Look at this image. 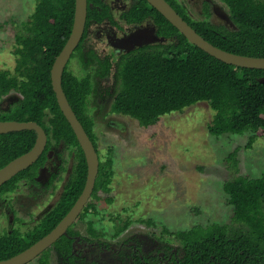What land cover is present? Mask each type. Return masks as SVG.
Segmentation results:
<instances>
[{"label": "trees", "instance_id": "1", "mask_svg": "<svg viewBox=\"0 0 264 264\" xmlns=\"http://www.w3.org/2000/svg\"><path fill=\"white\" fill-rule=\"evenodd\" d=\"M141 1V11L153 14L166 36L173 37V45L149 49L140 48L125 55L118 64V88L112 101V114L127 116L141 127L155 125L171 113L205 102L214 112L207 126L208 133L221 135H249L247 148L259 135H264V71L236 68L226 65L197 47L189 44L161 14ZM204 40L226 52L264 58V0H220L228 10L234 28L209 21L211 12L205 4L203 18L192 20L176 0H165ZM102 0H87V22L103 16ZM74 0H37L28 21L15 35L13 71L0 70V99L17 93V102L0 112V121L35 122L47 136L46 147L37 162L0 187V194L13 192L22 178L32 180L37 168L45 160L46 152L63 144L73 152L75 168L63 187L54 207L25 233L11 230L0 235V261L29 248L48 234L72 208L80 196L86 180L83 153L69 124L62 115L52 91L50 70L65 45L73 22ZM80 50V44L75 51ZM74 55V54H73ZM69 63V62H68ZM100 76L107 75L106 63L98 62ZM62 90L66 99L99 155L98 175L90 201L77 221L89 213H97L98 193L107 195L114 173L112 160H101L89 117L88 99L92 85L90 75L75 77L67 66L62 75ZM34 131L11 132L0 135V169L15 158L28 152L34 145ZM109 153V152H108ZM107 153V154H108ZM107 156V155H106ZM236 151L229 154L228 162L236 166ZM226 204L231 208L229 223L194 226L188 230L167 232L180 246L171 254L168 264H264V173L256 179L241 175L223 183ZM111 204V198H103ZM129 222L115 229L118 236ZM88 242H103L90 221ZM68 230L53 245L62 256L71 254V239L77 235ZM104 243V242H103ZM167 258L172 247L163 243ZM37 264H49V250L37 259ZM158 259L144 255L132 256L126 264H158Z\"/></svg>", "mask_w": 264, "mask_h": 264}, {"label": "rangeland", "instance_id": "2", "mask_svg": "<svg viewBox=\"0 0 264 264\" xmlns=\"http://www.w3.org/2000/svg\"><path fill=\"white\" fill-rule=\"evenodd\" d=\"M36 1L0 0V70L13 71L15 35L28 21ZM176 1L190 18L200 20L201 15L188 0ZM211 1L228 13L220 0ZM130 42L133 44L135 40ZM79 53V50L74 52L67 70L80 79L87 71L92 76L88 115L93 120L101 160L109 155L114 176L111 192L97 195L102 198L96 203L97 213H89L77 221L74 230L81 237L91 239L86 229L90 221L98 233H103L100 241L116 249L122 242L144 236L175 250L180 243L165 230L175 232L197 225L229 223L231 208L226 204L223 183L238 175L256 179L264 173V135H259L250 148L246 147L248 134L211 136L207 126L214 112L205 102L165 115L148 128L141 127L127 116L110 112L112 98L101 97L108 86L103 81L106 79L94 77L95 68L85 69ZM19 98L12 92L0 99V112ZM234 151L236 166L227 160ZM59 153L63 168L72 167L68 151L61 148ZM60 172L38 194L29 182H20L16 192L0 196V235L12 229L25 233L53 207L56 194L69 175V172ZM103 198H111L112 203L106 204ZM126 222L129 225L114 237L115 229ZM57 253L53 250L49 253V264H58ZM29 264H37V260Z\"/></svg>", "mask_w": 264, "mask_h": 264}, {"label": "flooded vegetation", "instance_id": "3", "mask_svg": "<svg viewBox=\"0 0 264 264\" xmlns=\"http://www.w3.org/2000/svg\"><path fill=\"white\" fill-rule=\"evenodd\" d=\"M102 1L104 7L106 8L103 16L91 18L89 19L88 22L87 20L85 22L84 31L81 40L79 42L80 44L79 59L85 69L90 68L91 70L95 68V70L93 71L94 77H97V79H106L103 81L108 83V86L106 89L102 91L101 97H107L108 99L112 98L110 102L112 104L119 83L118 79H116V73L118 69V64L122 60V58L125 55L130 54L132 51H135L136 49H140V48L155 49L166 45H173L174 39L173 37L166 36V33L160 29V26L158 24L159 20L153 14L149 13L148 11L143 12L139 9V7H141L140 0H102ZM188 4L193 5L195 11H197L198 14L201 15L200 19L204 17L202 13V8L206 4L211 12L209 21L216 24L221 23L219 21V18L215 16L213 13L212 8L214 3L212 1L188 0ZM147 5L149 4L147 3ZM186 15L188 16V14ZM132 38H134L137 45H135V42L131 44L130 39ZM73 54L71 55L69 60H71L74 57ZM99 61L106 63V65L108 66L107 75L100 76V73L102 71L101 69H103V67L99 65L98 63ZM87 73L89 74V71H87ZM91 78L92 76L90 75V82H91ZM101 82L102 81L98 83L100 91L102 90ZM92 90L93 87L91 89V93ZM61 148L62 149L64 148L65 150L68 151L71 157L70 160L71 162H73L72 167H69L67 169L63 168L62 166L63 159H61V155L59 153ZM74 151L75 148L70 149L69 147H66L63 144H59L57 147L50 148L46 152L45 160L43 161L42 165L37 168L36 175L32 177V180H28L27 178H22L21 180L18 181L17 188H15L13 192H16L20 182H29L30 187H32L34 190V193L38 194L39 192L43 191V189L46 187V185H48V183H50L56 177H58L57 174L60 171L64 173L69 172L66 182L62 185V187L59 189V192L56 194L57 198L55 197L56 198V201L54 203L55 205L61 196L63 187L67 183L68 179L70 178L75 168L76 160L74 159L73 156ZM44 167H45V171L42 172L43 176L48 177L50 175V177L47 182L39 183L36 181V178L39 172L42 171ZM35 185H37V188L35 187ZM109 186L111 192V184ZM13 192L7 194H0V196L12 194ZM49 211L45 212V214H47ZM45 214H43L41 218L38 219V222L42 219V217ZM77 220L67 229V232L68 230H71L73 232L78 233V231L74 230L73 228V226L77 223ZM12 230H17V229H12ZM67 237L71 239V254L69 256L64 257L57 250H54L53 247L54 244L49 249H47L49 250V253H51L52 250L55 251V253L58 252L56 254V257L58 259V264H126L127 262H130L132 256H136V255H138L139 258H142L144 255L147 259H153L154 257H156L158 259L157 262L158 264H168V261L171 258V254L175 253L173 248L169 249L166 258L163 244L158 245L155 243V241L147 239L144 236H137V238H134L133 240H129L125 243L122 242L117 249L103 242H94V241L88 242L85 239V237H81L79 233L77 235L67 236ZM148 242L155 245L156 247L154 246L151 247V245L148 244ZM124 249H127V252H122V250ZM144 251H146V253H143ZM111 256H113V258H110Z\"/></svg>", "mask_w": 264, "mask_h": 264}, {"label": "water", "instance_id": "4", "mask_svg": "<svg viewBox=\"0 0 264 264\" xmlns=\"http://www.w3.org/2000/svg\"><path fill=\"white\" fill-rule=\"evenodd\" d=\"M145 1L159 14H161L162 17H164V19L181 35H183L189 44L197 47L210 57L236 68L264 71V58L236 55L221 50L197 34L196 31L185 20H183V18L178 15L165 0ZM212 9L214 15L219 18L222 25L228 28H234L228 13L222 7L214 3ZM86 16L87 0H74L73 22L69 37L60 53L55 58L50 70L51 87L53 93L55 94L57 105L75 135L85 159L87 169L83 190L69 212L48 234L17 255L0 261V264H29L36 260L58 239L62 236H66L67 229L82 213L93 192L95 180L98 174V155L93 143L72 111L61 87L62 75L65 67L81 40L85 27ZM130 40H134V38ZM135 44L137 45L136 41ZM259 82L264 84V78H261ZM26 130L34 131L36 133L35 143L28 152L10 161L0 169V187L20 172L35 164L42 155L47 142V136L44 130L35 122L0 121V135ZM43 171H45V167L39 172L36 178V181L39 183H44L49 180L50 175L48 177L43 176Z\"/></svg>", "mask_w": 264, "mask_h": 264}]
</instances>
